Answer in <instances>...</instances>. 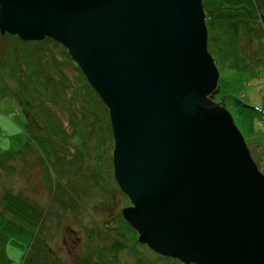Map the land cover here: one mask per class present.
Masks as SVG:
<instances>
[{
	"label": "water",
	"instance_id": "95a60500",
	"mask_svg": "<svg viewBox=\"0 0 264 264\" xmlns=\"http://www.w3.org/2000/svg\"><path fill=\"white\" fill-rule=\"evenodd\" d=\"M0 31L63 43L108 106L141 242L186 263L264 264V172L212 97L203 0H0Z\"/></svg>",
	"mask_w": 264,
	"mask_h": 264
},
{
	"label": "rangeland",
	"instance_id": "374dc122",
	"mask_svg": "<svg viewBox=\"0 0 264 264\" xmlns=\"http://www.w3.org/2000/svg\"><path fill=\"white\" fill-rule=\"evenodd\" d=\"M216 1L242 6L209 32L212 97L264 169V0ZM113 150L109 108L67 47L0 31V264H197L139 240Z\"/></svg>",
	"mask_w": 264,
	"mask_h": 264
},
{
	"label": "trees",
	"instance_id": "16d2710c",
	"mask_svg": "<svg viewBox=\"0 0 264 264\" xmlns=\"http://www.w3.org/2000/svg\"><path fill=\"white\" fill-rule=\"evenodd\" d=\"M209 1L210 0H203V5H204L205 13H206V22H207V26H208V31L209 32L211 31V27L217 26L219 24L222 25V22H224V24H227V26H232L233 27L235 21L240 19L238 17V14H239V11H240L242 5L230 8L228 6L220 4L216 0H211L212 1L211 4L214 5V8H215L214 9L213 7H210L208 5ZM215 10L217 12H219L221 15L224 14V17L219 18L218 15H215V12H216ZM226 10L232 11V12H230V14L228 15V13H227L228 11H226ZM226 15H228V16H226ZM231 33H232V31H231ZM209 50H210V48H209ZM217 90L218 89H216L213 93L215 94L217 92ZM248 145H249V143H248ZM262 170L264 172V169H262ZM46 260L48 261L47 258H46Z\"/></svg>",
	"mask_w": 264,
	"mask_h": 264
}]
</instances>
